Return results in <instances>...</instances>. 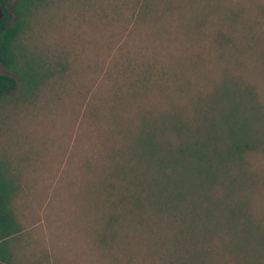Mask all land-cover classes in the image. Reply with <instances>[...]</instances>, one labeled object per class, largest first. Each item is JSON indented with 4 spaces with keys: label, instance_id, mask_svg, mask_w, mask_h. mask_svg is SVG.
<instances>
[{
    "label": "trees",
    "instance_id": "1",
    "mask_svg": "<svg viewBox=\"0 0 264 264\" xmlns=\"http://www.w3.org/2000/svg\"><path fill=\"white\" fill-rule=\"evenodd\" d=\"M160 1L138 0L140 19H151L155 35L163 32L169 40L180 34L205 37L216 52L238 48L239 22L236 16L225 17L217 3L187 0L198 3L188 13L189 7L177 6L176 0L156 7ZM46 4L0 0L4 106L29 102L55 74L56 84L65 75V65L56 62L55 72L27 43L33 18ZM177 10L178 18L171 19ZM231 60L218 58L213 66L210 58L203 59L197 71L192 68L200 82L196 95L184 93L194 78L187 72L188 59L175 76L178 92H168V81L144 76L139 89L115 108L117 117L109 127L113 143L96 189L103 200L96 206L103 203L96 220L102 244L114 246L122 239L125 245L133 234L149 244L150 256L156 257L161 245L165 263L205 264L214 252L211 243L218 241L223 254L260 264L264 216L253 210L260 175L252 157L264 152V103L258 88L236 75L239 59ZM156 87L166 95L151 100L148 93L154 94ZM18 190L8 164L0 159V264H15L13 243L22 232L13 209Z\"/></svg>",
    "mask_w": 264,
    "mask_h": 264
},
{
    "label": "rangeland",
    "instance_id": "2",
    "mask_svg": "<svg viewBox=\"0 0 264 264\" xmlns=\"http://www.w3.org/2000/svg\"><path fill=\"white\" fill-rule=\"evenodd\" d=\"M207 1L220 5L225 17L236 16L237 49L216 52L205 37L155 35L151 19H140L138 0H47L33 18L27 43L55 72L56 62L66 71L57 84L55 74L29 102L0 103V159L19 187L13 209L22 232L13 243L15 264H169L161 245L156 257L150 256L149 244L133 234L125 245L122 239L114 246L101 243L96 220L103 203L96 206L103 200L96 189L113 143L109 127L118 104L139 89L142 77L168 81V92H178L175 76L190 59L187 72L194 78L184 93L195 94L200 82L192 68L197 71L203 59L210 58L214 66L218 58L227 63L233 57V63L240 61L236 75L254 84L264 103V0ZM198 3L176 0L177 6L189 7L188 13ZM176 15L178 10L171 19ZM162 89L156 87L149 98L165 97ZM252 163L260 175L253 210L264 216V152L253 156ZM211 244L214 252L205 264H254L223 254L218 241ZM260 261L264 264V257Z\"/></svg>",
    "mask_w": 264,
    "mask_h": 264
}]
</instances>
